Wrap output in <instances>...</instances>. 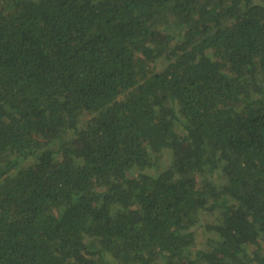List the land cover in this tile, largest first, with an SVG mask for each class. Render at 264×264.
<instances>
[{
    "label": "trees",
    "instance_id": "16d2710c",
    "mask_svg": "<svg viewBox=\"0 0 264 264\" xmlns=\"http://www.w3.org/2000/svg\"><path fill=\"white\" fill-rule=\"evenodd\" d=\"M0 264H264V0H0Z\"/></svg>",
    "mask_w": 264,
    "mask_h": 264
}]
</instances>
